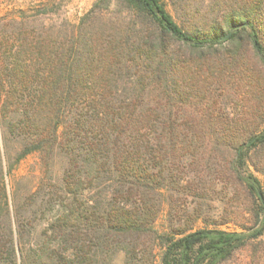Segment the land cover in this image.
I'll return each instance as SVG.
<instances>
[{"label":"trees","instance_id":"16d2710c","mask_svg":"<svg viewBox=\"0 0 264 264\" xmlns=\"http://www.w3.org/2000/svg\"><path fill=\"white\" fill-rule=\"evenodd\" d=\"M174 1L199 19L179 25L159 0H96L63 36H0V264L263 252L264 193L249 166L264 175V128L191 111L212 84L190 62L234 67L250 46L264 65V0ZM31 155L40 172L20 194L13 172ZM227 187L243 196L239 232L206 209Z\"/></svg>","mask_w":264,"mask_h":264},{"label":"rangeland","instance_id":"374dc122","mask_svg":"<svg viewBox=\"0 0 264 264\" xmlns=\"http://www.w3.org/2000/svg\"><path fill=\"white\" fill-rule=\"evenodd\" d=\"M96 0H0V36L13 38L20 28L33 31L35 34L50 35L53 38L63 36L66 31L75 27L80 19L90 10ZM173 20L182 25V20L189 19L194 22L199 19L193 13L181 15L174 5V0H159ZM199 0H187L193 2ZM24 24V25H23ZM201 68L196 62H190V72L200 76L204 84H212L210 91L202 93L203 104L194 105L191 111L206 116L229 117L239 127L254 128L260 125L264 128V65L255 56L253 49L248 46L244 53L238 57L236 66H225L207 56ZM237 128V127H236ZM249 170L259 180L264 193V175ZM40 172L37 155H31L20 162L14 169L13 175L22 180L18 184L20 194L25 193L33 186V177ZM234 199V201H231ZM243 196L241 191L237 195L232 187H227L219 194V199L206 203V209L211 208L213 218L220 219L224 212L231 223L219 226L218 229L226 232L241 231L234 224H246L247 218L243 215ZM167 220V209L164 208L156 228L162 229ZM196 228L204 225L197 223ZM210 228H212L210 226ZM263 252L253 258L252 247L240 251L226 264H264V234L260 239ZM259 247V246H258ZM118 257L115 264H121Z\"/></svg>","mask_w":264,"mask_h":264}]
</instances>
